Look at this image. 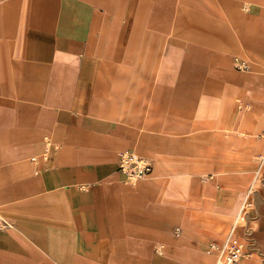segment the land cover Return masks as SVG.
I'll list each match as a JSON object with an SVG mask.
<instances>
[{"label": "crops", "instance_id": "0c3cea01", "mask_svg": "<svg viewBox=\"0 0 264 264\" xmlns=\"http://www.w3.org/2000/svg\"><path fill=\"white\" fill-rule=\"evenodd\" d=\"M233 37L264 70V0H0V264H211L264 137L225 138L236 160L201 166L195 138L171 135L199 124L195 40ZM258 81L237 125L264 132ZM125 150L147 177L124 180ZM261 165L235 264H264Z\"/></svg>", "mask_w": 264, "mask_h": 264}, {"label": "rangeland", "instance_id": "374dc122", "mask_svg": "<svg viewBox=\"0 0 264 264\" xmlns=\"http://www.w3.org/2000/svg\"><path fill=\"white\" fill-rule=\"evenodd\" d=\"M245 7H241L243 11ZM229 24V23H227ZM229 34H241L231 28L226 29ZM233 30V31H232ZM182 41L193 42L192 39L185 38ZM200 42L202 48V65H201V87H200V114L197 116L195 133L193 132V118L186 120V133L171 135V137L184 140L185 146L192 148L194 138L201 146V166L214 162V155L228 159L236 160L235 154L231 151H225V146L220 144L226 141L225 138L232 136L233 143L235 138L245 137L250 140L258 136L264 137V132L259 129L244 130L237 123L243 112L253 113L257 116L258 102H244L241 100L246 89L253 92L258 89L259 78L264 77V70H259L260 63H257L256 55L245 46L240 37L229 39H216V42L210 43V39L201 38L195 40ZM228 42L230 45H225ZM208 63H211L213 69H208ZM209 80V82H208ZM264 105V104H262ZM193 117V116H192ZM234 118V125L227 124ZM211 145V146H210ZM213 145V146H212ZM255 155L251 158L252 167L248 171V183L243 186L239 199L233 206L232 227L225 231L223 238L218 242H208L205 247L206 254H212L211 264L216 263L219 251L211 247V244L221 245L227 238L236 237L243 244V240L236 234V230L242 228L246 216L251 210V205L246 206V214L243 218L237 217L239 208L245 201H249L248 192L257 186L261 175L262 160H264V146H252ZM257 154V155H256ZM258 154H260L258 156ZM262 161V162H261ZM232 174L240 175V168L233 167ZM147 177V176H146ZM140 180V179H139ZM136 182V181H135ZM139 182V181H138ZM176 200H174V204Z\"/></svg>", "mask_w": 264, "mask_h": 264}, {"label": "built area", "instance_id": "2783aa9c", "mask_svg": "<svg viewBox=\"0 0 264 264\" xmlns=\"http://www.w3.org/2000/svg\"><path fill=\"white\" fill-rule=\"evenodd\" d=\"M117 169L123 174L126 182L133 183L151 172L152 162L144 155L125 150L119 154ZM249 205V201L242 204L237 212L238 218L245 217V207ZM10 227L11 222L0 211V229ZM211 247L219 251L215 264H235L243 254V243L236 237L227 238L221 245L211 244Z\"/></svg>", "mask_w": 264, "mask_h": 264}]
</instances>
